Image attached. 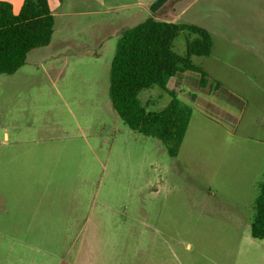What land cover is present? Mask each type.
Wrapping results in <instances>:
<instances>
[{
  "label": "rangeland",
  "instance_id": "1",
  "mask_svg": "<svg viewBox=\"0 0 264 264\" xmlns=\"http://www.w3.org/2000/svg\"><path fill=\"white\" fill-rule=\"evenodd\" d=\"M125 1L57 0L51 43L0 75V264H264L250 231L264 179V0L167 3L170 20L208 29L213 54L192 60L224 70L244 107L242 138L197 116L188 159L112 106L119 40L154 0ZM193 37L173 49L185 55ZM139 97L149 110L171 100L158 86ZM247 162L259 168L244 172Z\"/></svg>",
  "mask_w": 264,
  "mask_h": 264
},
{
  "label": "trees",
  "instance_id": "2",
  "mask_svg": "<svg viewBox=\"0 0 264 264\" xmlns=\"http://www.w3.org/2000/svg\"><path fill=\"white\" fill-rule=\"evenodd\" d=\"M171 4L173 1L162 11ZM54 27L55 17L48 0H25L18 13L10 2L0 0V75L16 73L25 65L31 51L48 46ZM186 31L195 37L188 40L187 53L181 55L173 49V44ZM213 46L212 36L204 26L164 21L157 16L126 30L119 40L110 69L112 106L132 131L159 139L172 157L179 155L193 109L167 89L168 82L179 73L191 71L199 75L201 88L210 79L212 90L222 86L192 60L193 56H210ZM154 86L171 96L161 110H149L153 101L144 105L139 97L142 91ZM254 210L251 236L264 242V179L258 185Z\"/></svg>",
  "mask_w": 264,
  "mask_h": 264
},
{
  "label": "crops",
  "instance_id": "3",
  "mask_svg": "<svg viewBox=\"0 0 264 264\" xmlns=\"http://www.w3.org/2000/svg\"><path fill=\"white\" fill-rule=\"evenodd\" d=\"M4 1L10 2L13 6L14 12L18 13L25 0H4ZM118 1L119 0H117V2ZM123 1H124L123 4L118 5V3H116L115 6L117 7L130 6V2H126L125 0ZM48 2L52 14L56 19L57 15L60 14L57 13V11H59L57 9L60 8L57 7V0H48ZM168 2L169 0H154L153 2H151L149 10L152 16H157L159 19L164 21H169V22L174 21L170 19H175L174 17H176L174 15V12L176 11L175 5L171 4L170 7L162 11V9L167 5ZM101 6H104V4H101ZM181 12L182 13L185 12V9H183ZM156 13H161V15L159 14L157 15ZM164 15H167V17H165ZM123 24L126 25L127 24L126 21H124ZM211 54H213V51ZM200 67L203 68L213 79L220 81L222 83V86H220L216 90L214 89L212 90L211 88L212 80L210 79L208 85L204 88H201L199 86V78H200L199 75L197 79L194 78L190 80L191 77L189 74L191 71L177 74L176 76L172 77L169 80L167 85V89L171 92H175L176 90H178L179 95H177V98L179 96V98L182 100L183 103L187 104L193 109V114L190 120L189 128L179 152V156L180 155L182 157L185 156L186 159H188V157L191 156L192 154L191 147L185 145L186 140L190 132L191 124L195 120H198L197 116L205 117L208 114L209 115L212 114L216 116L217 119L221 121L222 127L228 130L230 134L231 132L234 133L237 138L244 137V134L247 132L246 127H244L243 130L240 129L242 126L241 124L244 116L243 114L244 107L242 106L241 102L237 99V97H235L231 93L232 92L231 89L233 87L230 84H228V76L226 75L225 71L220 68H212L211 70L213 72H211L209 68H206L205 66H200ZM184 84L191 85L192 88L184 89V90L181 89L180 87ZM256 152L260 154L262 153V151L259 150ZM258 168H259L258 164L247 162L244 165L243 171L244 172L251 171V170H256Z\"/></svg>",
  "mask_w": 264,
  "mask_h": 264
}]
</instances>
